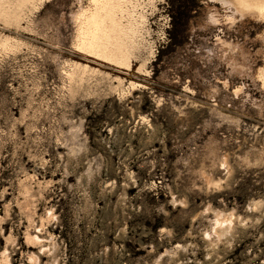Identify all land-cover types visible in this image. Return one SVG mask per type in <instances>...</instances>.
I'll list each match as a JSON object with an SVG mask.
<instances>
[{
  "label": "rangeland",
  "instance_id": "rangeland-1",
  "mask_svg": "<svg viewBox=\"0 0 264 264\" xmlns=\"http://www.w3.org/2000/svg\"><path fill=\"white\" fill-rule=\"evenodd\" d=\"M117 1L0 0V264H264V11Z\"/></svg>",
  "mask_w": 264,
  "mask_h": 264
},
{
  "label": "bare ground",
  "instance_id": "bare-ground-1",
  "mask_svg": "<svg viewBox=\"0 0 264 264\" xmlns=\"http://www.w3.org/2000/svg\"><path fill=\"white\" fill-rule=\"evenodd\" d=\"M92 1L96 5V10L91 15L92 16L91 19H92V21H94V24L96 27L94 28V30L92 28H89L87 30V34L92 35V39H91L92 41L91 42H93L96 47H102L106 51H109L110 53L117 54V52H121L122 46H121V44H119L121 41H119V43H116V39H117L116 36L117 35L113 36V34H112L113 32L111 33V31L116 32L117 30H118V33L124 32V28L121 25L122 22L120 23L118 21V19L116 18L117 16H115V10L118 6H120V1H117V0H92ZM237 1L241 4H243V6L248 5V8H249V6H255L258 9L264 11V0H237ZM243 6H242V8H243ZM252 9H253V7H252ZM258 9L257 10L253 9V10L258 11ZM106 17L110 18L109 20L111 21V23L109 22L110 24L109 23L108 24L111 25L112 28L108 27L109 25L108 26L106 25L107 24V22L105 23L106 20L103 21ZM102 21L104 22V24H101ZM114 44L118 45V47L114 48V46H113Z\"/></svg>",
  "mask_w": 264,
  "mask_h": 264
}]
</instances>
